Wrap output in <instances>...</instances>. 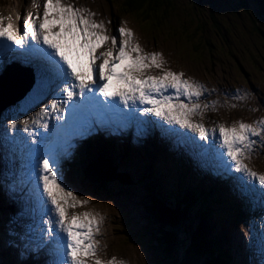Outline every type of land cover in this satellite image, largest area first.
<instances>
[{
    "label": "rangeland",
    "instance_id": "rangeland-1",
    "mask_svg": "<svg viewBox=\"0 0 264 264\" xmlns=\"http://www.w3.org/2000/svg\"><path fill=\"white\" fill-rule=\"evenodd\" d=\"M76 1L82 0H65L64 3L66 2L65 4H72L77 7L78 4ZM86 1L89 2L86 3L89 4L90 7L100 12L99 19L95 21L97 23L103 22L107 34L110 37L116 35L118 37V43V28L121 26L127 27L132 30L134 41L140 44L145 53L158 52L162 54L165 60V64L163 65L165 69H171L177 73L183 72L184 79H189L203 85L205 91L199 98V103L202 106L204 104L210 105V108L205 109L204 113L208 111L209 113L212 112V114L216 115L218 123L221 122L226 126H231L237 121L248 123L250 116L251 119L249 123L254 124L256 121L264 118V98H262L264 88V38L254 29L248 12L244 11L240 6V0H173L175 6L172 4L166 7L159 6L156 11L148 7L147 1L143 3L142 7H138L134 10L127 9L126 5H124V0ZM245 1L250 4V0ZM11 2L21 7V10L17 11L14 7L9 10V12L14 15L15 21L20 17V13L24 11L26 17L29 12L33 14L37 13V11L41 14L43 12L42 7L37 9L34 6L33 0H0V16H6ZM163 8L166 9L165 14H168V17H166L165 14L161 16ZM3 22L7 25L10 21L5 18ZM18 23L23 25V21L19 20ZM196 27H200V29L197 31L194 30ZM196 44L198 49L194 48ZM105 45L111 48V40L109 39ZM244 52L247 53L244 54ZM97 56H99V52ZM237 62L240 64V68L237 66ZM145 75L159 76L162 75V71L161 69L149 68L145 70ZM33 81L37 83L39 91L30 95V100H25L24 103H21L22 109L29 114H32V110L30 113L27 111V107L31 104L32 100L35 98L39 100V97H41V101L42 98H44L37 94L40 93V89H43L42 82L36 79H33ZM219 83L226 86L223 88L222 94L216 92ZM245 94H247L246 98ZM181 99L185 103H188L186 98L181 97ZM40 105H42L41 102ZM212 105H214V107H212ZM231 105H236V107L233 108ZM16 115L18 114L16 113ZM196 116L192 117L194 123H196L194 118ZM3 117L7 118L8 115H1L0 120H2ZM51 118H54V116ZM215 127L216 126L208 127L210 134ZM135 134H137V131L131 134L125 133V135L123 134L120 137L125 139ZM217 135L218 131L216 134L210 135L209 138L215 139ZM182 136L188 147L196 145L190 136H185L184 134ZM47 138L49 139V135ZM5 144L6 140L3 139L0 142V150ZM90 144L92 145L91 148L85 149V153L88 151L97 152L96 150H98L99 147L94 146L96 144L94 140L91 141ZM262 144L264 147V143ZM120 145L123 146L122 143H120ZM60 146L61 147L56 145L54 151L63 147V145ZM81 147L80 144H76L73 145L71 149L78 150ZM100 148L103 149L104 146H100ZM157 148L158 146H149L148 152L146 153L147 156L153 155ZM126 151L130 158L131 149L127 148ZM251 153L254 152L252 151ZM90 156L88 154L86 157L83 166L84 169L82 170L79 168L82 175L85 170L90 169V165H92L93 158H89ZM251 157L252 154H246L244 163L252 171L259 175H264V152H259L258 155ZM247 162H249L251 166H249ZM64 163L63 159H61V167ZM78 167L79 166H76L75 169L72 170L75 172ZM27 168L29 169L28 166ZM146 168L149 169V166ZM95 170V168H91L94 181L96 179ZM117 171L127 174L126 176L122 175V178L131 180V183L128 184V182L123 181L108 182V191L106 190L105 194L98 195L92 192V188H96V186L92 185L93 187H90L87 182L82 179L85 182V184L81 185L83 191L80 192L77 190L75 194L79 199L88 200L89 203L71 209L72 213L82 214L88 211L92 215L94 213L99 214V212H102L100 208L106 211H114V216H117L114 223H112V216L110 215L107 220V238L102 235V233H105L102 229V225L99 226L100 229L94 236L95 245L99 248L97 251V258L104 261V264H107L113 257H115L118 262L122 261L123 264H166L161 261L158 258L159 255L156 256L152 250V240L149 241L151 230L144 213L146 207L145 183L152 185V181L155 180L154 177L151 176V180L147 181V177L151 171L141 172L140 169H137L135 172L129 173L120 168ZM234 171L237 172L235 168ZM64 173H66V168L62 169V179ZM82 175H80V178ZM177 184L178 194L181 190L180 194L183 196L184 193L191 194L188 188L189 184L191 187H196L193 186L191 179L187 185L184 183ZM161 185L165 197L169 192V188L166 187L165 181H162ZM13 189L14 186L12 191ZM202 197H206L205 194H203ZM19 199L20 201L25 200L21 197H19ZM205 201L207 203L209 202L206 199ZM195 202L197 203V201ZM220 205L219 198H215V201L210 203L211 210L205 217L206 220L203 221V218H201V220L203 221L202 224L204 228L208 229V237L211 236V234V237H214L216 233V228L214 227L213 229L214 219L220 215L221 218L224 216L222 222L224 232L223 241L227 240V242L225 246L222 245L221 242L219 248L224 256L228 258L224 249L230 253L231 256H233L232 248H236L238 252V243L233 241L235 235L234 231H236L237 226L239 232L245 239L246 232L239 224L234 225V222L230 221V210L227 209L224 213L220 211ZM2 206L3 205L0 203V213H2ZM93 211L95 212L93 213ZM197 213L199 212L197 211ZM240 214L241 212H239L238 216L235 215L234 221L237 223L240 221ZM46 217L47 216H44V220L47 219ZM257 221H259V219H257ZM200 222L196 219V226ZM14 224L13 227L15 228L25 225L21 213L17 216ZM46 227H48L47 224ZM225 227L227 229H225ZM119 230L120 232H118ZM26 232L27 229L24 227L23 235H25ZM144 236H146L145 239L143 238ZM261 238L262 234L260 235V239ZM11 239L12 237L0 236V264H31L35 258L40 259L38 264H51L52 258L50 255H47V260H45L42 252L43 248L48 254L49 241L47 240L46 246L44 244L43 246H38L41 241L39 240L37 243H31L29 245L31 249L25 251L23 250L21 240L19 244L21 253L32 252L34 250H32V248L36 249L38 247L40 249L38 256L33 255V257L27 259H21L22 257L19 256L17 259L18 255H15L12 258H6L8 254L4 245H7ZM43 239L45 238L43 237ZM208 241L214 242L213 239H208ZM247 245L249 246V244ZM222 247L225 248L223 249ZM248 248L253 255H256L252 257V264L258 262L261 256L264 255V250H261L259 246L255 247L251 244ZM232 264H234V262H232ZM235 264H238L237 261Z\"/></svg>",
    "mask_w": 264,
    "mask_h": 264
},
{
    "label": "bare ground",
    "instance_id": "bare-ground-1",
    "mask_svg": "<svg viewBox=\"0 0 264 264\" xmlns=\"http://www.w3.org/2000/svg\"><path fill=\"white\" fill-rule=\"evenodd\" d=\"M64 1L65 0H63V2ZM76 2L78 4L77 7L86 8L92 13H95V15L92 17L94 20L99 19L100 12L97 9L90 7V5L86 3L88 1L82 0ZM13 7L16 9V11L21 10L19 5L16 6L13 2H11L8 7V12L4 18L7 19L8 17H11L10 22L15 27L19 28L21 30L20 34L23 35V25L19 24L18 22L19 20L23 21V19L26 18V13L25 11L20 13V17L15 21L14 15L9 12V10ZM3 42V40H0V57L4 49ZM29 43L36 45V43L30 39ZM14 46L15 45L7 42V50H9L13 56H5L4 61L13 60L14 58L18 63L28 65L29 68L22 66L7 67L0 75V96H4L3 100L0 99V116L4 115L7 108H12L14 105H17L16 109L20 113L15 115L14 111L10 109L8 111V117H3L2 120H0V142L5 139L7 149L12 151L14 156L13 158H8L5 153H1L0 151V203L3 205V214L0 213V236L4 235V237H12L11 241L5 245L4 248L11 258L15 255H18L17 259L19 256L22 257L21 259H27L33 257L34 255V252H20L21 249L19 244L21 240L24 251L30 249L29 245L31 243H37L41 239L45 242L44 245L46 246L47 240L49 241L47 252H49L50 257L52 258L51 264H57V261L60 259V257L57 253L56 245L54 243L55 233L53 239H50L47 235L48 227H46V223H44V221H47L49 216H47V219L44 220V216L46 215H44V209H42L39 203V198L36 194L38 187L39 191L42 192V185L38 186L35 180L33 166L31 169L27 168L28 162L32 159V151L35 148H38L40 140L43 139L41 135H37V130L42 128L40 127V123H45L47 118L54 116V119L50 118V121L48 122V128L50 130L51 128L58 127L56 121L59 117L60 110L57 109L55 112H53L51 110L50 103L52 93L56 95L59 94V91L53 90V85H57V80H54V78L45 80L42 77L38 66L46 65V60L38 56L25 55L22 49L15 48ZM36 46L38 47V45ZM108 48L109 47L104 44L102 47L96 50L95 55L98 52L100 55L102 52L107 51ZM4 53H7V51ZM103 59L104 58L101 57V59L97 60L95 63L99 65L98 62L102 63ZM33 79L44 81L46 87L45 89H40V93H38L39 96L44 97L41 100V102L43 101L42 105H40L39 102L41 97H39V100L38 98L33 99L30 106L28 107V111L30 113L33 109L32 114H29L23 111L22 104L17 103L20 101L23 102L27 95H32L33 92L37 90V88L31 87V84L34 82ZM225 87V85L219 83L216 92L218 94H222L223 88ZM45 93L48 94L46 98ZM59 95L62 103L69 99L67 96H63L64 93ZM262 98H264V88ZM9 99H12L11 102L8 105L2 106L4 101ZM116 100L118 102L119 98H116ZM120 106H122V104H120ZM30 107H32V109L29 110ZM144 107H150V105H141L139 102H137L136 106L133 107V110H137V108H139L141 111H139L140 117L136 121L137 134L129 138L123 139L119 135L113 136L114 131L110 129H108L107 132L101 130L100 125L107 120H93L92 123L98 126L99 135L95 136L98 139L99 144H101L100 146H104L103 150H105V147H109L111 152L99 150L98 148V150H96L97 154L92 160V165H90V169H86L82 175V173L79 171V168L82 170L84 169L83 166L85 164L86 157L88 154L93 153L91 151L85 153V149L91 148L92 145L84 141L82 143V147L78 150L70 149V155L62 158L65 159V163L61 168H66V173H64L63 177L65 186L74 193H77V190L81 192L83 191L81 189V185L85 184V182L82 180L84 178L86 181L88 180V182L93 186L95 184H100V182H106L107 184L108 182L113 183L115 181H123L130 184L131 180L122 178V175L126 176L127 174H121L117 170L120 168L132 173L137 169H140L141 172H153L152 176L154 177L155 181L152 182V185L157 184V189L162 195L164 192H162L161 183L162 181H165L167 185L166 187L169 188L168 194L172 189H174L173 192L175 194H177L179 197H183V195L180 194L181 190L179 191L180 195L178 194L177 186L171 187V185H169L167 182H170L171 179L170 178L167 180V172H170L171 176L176 179L177 183H184L185 185L189 183V180L193 174H197L200 179L205 182V184L200 183L198 185L196 182H194L196 187H191L189 184V192H191V194L194 196H202L205 194L206 197L203 198L209 201L207 203L209 205L208 213L211 210L210 203L214 202L215 198H219V204H221L220 211L224 213L225 210H230V221H233L234 225L239 224L246 232L245 239L239 232L238 226L236 231H234L235 235L233 241L238 243V252L236 251V248H232V255L234 257L224 249L225 247H222L228 255V258L226 257L228 264H232V262L235 264L236 261L238 264H252V257L256 255H253L248 247L253 244L255 247L259 246L261 250H264V185H261L257 178H250L244 173L235 172L233 166L231 168L229 167L233 164L230 160H228L226 155L220 154L223 150L219 148L220 140L218 139V135L215 139L209 138L208 140L203 141L200 139L198 133L192 132L190 129L181 128L176 124L170 125L167 123V121H164L160 117H155L151 113H143L142 109ZM41 109H44L48 113L47 115L43 116L42 119L38 115L41 113ZM122 115L124 117H128V109H125L124 112H122ZM194 118L196 123H203L206 129H208L209 126L221 124V122L218 123L216 115L212 114V112L209 113V111L204 113L203 117L196 116ZM250 119L251 117L249 116L248 123L250 122ZM24 121H27L28 123L25 124ZM33 121H39L40 123H33ZM14 122L16 123L15 129L11 127ZM126 122L130 123L131 127H133V122ZM25 128H27V131H25ZM126 132H128L127 128L124 127V135ZM183 134L185 136H190L196 145L188 147L184 141V137L182 136ZM109 135L112 136L110 137ZM254 140H256L257 143L253 146L252 151L254 153H251L252 157L254 155H258L259 152H264L263 144L260 142L261 138L254 137ZM120 143H122L123 146H121ZM32 144H36V147L32 148ZM94 146L99 147L97 144ZM149 146H158L157 152L154 155L147 156L146 153L148 152ZM127 148L131 149L130 158L128 157L126 151ZM155 160L164 161L166 166L163 169H160V167L157 169L151 168V165H157V163L154 162ZM247 163L248 165L250 164L249 162ZM158 165L161 164L159 163ZM76 166L79 167L76 169L75 173L72 169H75ZM108 166L111 168L113 175H116L118 178L113 180H104V174H109ZM145 166H149V169H147ZM91 168L96 169L95 181L93 180ZM80 175H82L81 178ZM109 176H111V174ZM12 181H15L16 183ZM147 185L148 184L145 183V186ZM13 186L14 189L12 191ZM19 197L24 198L25 200L20 201ZM196 199H198V197H196L194 200ZM9 204L14 205L15 207L12 212L13 216L18 212L22 214V217L25 221V225L23 227H13L15 225L13 220L9 219L6 212L4 211V208ZM100 209L102 212L97 214L94 213L96 211L95 210L93 211V216L99 221V226L102 225V229L105 231V233H102V235L106 236L107 238V220L109 215L112 216V223H114L117 216H114L115 214L112 210L106 211L102 208ZM69 212L72 213V210L69 209ZM239 212H241L239 215L240 221L237 223L234 221V218L235 215L238 216ZM257 219H259V221H257ZM24 227L27 229L25 235H23ZM54 227L58 232V225H54ZM214 227H217L216 222L213 226V229ZM225 229L227 228L225 227ZM118 232H120V230ZM96 234L97 232L94 231V236ZM261 234L262 238L260 239ZM43 237L45 239H43ZM226 242L227 240L223 241L222 245L225 246ZM247 244H249V246ZM95 247L97 255L99 248L96 245ZM42 252L45 260H47L46 257L48 254L43 248ZM38 263L39 261L33 264ZM260 263L264 264V255H262L261 259L254 264ZM88 264H95L94 259L88 258Z\"/></svg>",
    "mask_w": 264,
    "mask_h": 264
},
{
    "label": "snow or ice",
    "instance_id": "snow-or-ice-1",
    "mask_svg": "<svg viewBox=\"0 0 264 264\" xmlns=\"http://www.w3.org/2000/svg\"><path fill=\"white\" fill-rule=\"evenodd\" d=\"M33 3L37 9L42 7L43 12L27 14L23 19V35L11 22L5 25V18L0 16V40L11 42L22 49L25 55L46 60V65L38 66L42 77L45 80H61L64 84L61 92L66 94L69 100L77 95L84 97L89 105L101 112L120 110V104L132 108L139 102L141 105H150L142 109L143 113H151L170 125L176 124L181 128L190 129L198 133L201 140H208L210 135L218 131L219 148L223 150L220 154L226 155L228 160L233 162L237 172L257 178L259 183L264 185V175L252 171L244 163L246 154H251L253 146L257 143L253 137H260V142L264 143V118L254 124L237 121L230 127L221 123L216 125L210 134L203 123H194L192 120L196 115L203 117L204 110L210 107L208 104L202 106L199 103V98L205 91L204 86L184 79L183 72L165 69L162 54L145 53L140 44L134 41L131 29L124 26L118 28V43V37H110L103 22L97 23L92 18L95 13L86 8L65 4L63 0H42V3L41 0H33ZM7 19L11 21V17ZM29 39L40 47L29 43ZM109 39L112 47L99 56L95 55L96 50ZM101 57L104 58L103 62L97 65L95 62ZM149 68L161 69L162 75H145V70ZM97 93L103 100L98 98ZM181 97L186 98L188 103ZM116 98H119L118 102ZM63 107L65 105L58 104L56 98L52 99L53 112ZM67 107L72 113V119L61 125L65 130L75 127L85 106L83 102H73ZM137 111L141 109L137 108ZM47 114L41 109L38 115L42 119ZM11 127L15 129L16 123ZM40 127L47 129L48 124L40 123ZM87 127L91 130V122ZM72 147L66 138L64 146L59 150L34 149V176L38 186L42 185V192L38 187L36 194L44 209V215L49 216V219L44 221L48 226L47 235L53 239L55 233L54 243L60 257L57 264H88V258L94 259L95 264H104L97 258L94 240V231H99V221L89 212H69V209L89 203L88 200L79 199L65 186L62 179L61 159L70 155ZM54 225H58V232ZM44 243L41 239L38 246H43ZM107 264L123 262H118L113 257Z\"/></svg>",
    "mask_w": 264,
    "mask_h": 264
},
{
    "label": "trees",
    "instance_id": "trees-1",
    "mask_svg": "<svg viewBox=\"0 0 264 264\" xmlns=\"http://www.w3.org/2000/svg\"><path fill=\"white\" fill-rule=\"evenodd\" d=\"M145 1H147L148 7L154 11L159 6L174 5L173 0H124V5L127 9L134 10L142 7ZM240 6L248 12L254 29L264 38V0H250V4L245 0H240ZM165 13L166 9L163 8L161 16ZM165 15L168 17V14ZM199 29L200 27H196L194 30ZM194 48L198 49L197 44L194 45ZM246 53L244 52V54ZM237 66L240 68L238 62ZM155 151L157 152V150ZM84 180L86 181L85 178ZM86 182L90 187H93L88 181ZM94 186L96 188L93 187L92 192L95 194L101 195L105 194L106 190L108 191L106 182H100ZM176 186H178L177 183L171 184V187ZM157 188V184L146 186L144 212L150 226L149 241L152 240L151 247L155 255H159L158 258L166 264H228L227 258L219 248L220 243L224 240L222 224L224 216L216 217L213 223V226L215 222L217 223L216 233L214 237H211L212 234L208 237V229L204 228L202 222L206 220L209 205L202 196L184 193L183 197H179L172 189L164 197ZM196 197L198 199L194 200ZM201 218L204 220L202 221ZM196 219L201 221L197 226ZM143 238L145 239L146 236ZM208 239H213L214 242L208 241Z\"/></svg>",
    "mask_w": 264,
    "mask_h": 264
},
{
    "label": "water",
    "instance_id": "water-1",
    "mask_svg": "<svg viewBox=\"0 0 264 264\" xmlns=\"http://www.w3.org/2000/svg\"><path fill=\"white\" fill-rule=\"evenodd\" d=\"M4 96H0V99L3 100ZM12 99L4 101V104L2 106L8 105L11 102ZM109 167V166H108ZM111 174V176H109ZM88 176V175H87ZM116 175H113L111 168L109 167V174L105 173L104 174V180H113L116 179Z\"/></svg>",
    "mask_w": 264,
    "mask_h": 264
}]
</instances>
